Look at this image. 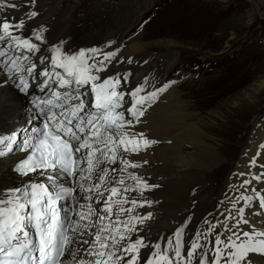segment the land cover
I'll return each instance as SVG.
<instances>
[{
  "label": "snow or ice",
  "instance_id": "snow-or-ice-1",
  "mask_svg": "<svg viewBox=\"0 0 264 264\" xmlns=\"http://www.w3.org/2000/svg\"><path fill=\"white\" fill-rule=\"evenodd\" d=\"M0 7H3V0H0ZM7 7L15 9L18 5L10 3ZM26 15L27 19H33L37 13L31 11ZM25 25L23 18L15 22L7 17L0 18V44L32 54L39 52V45L30 38L14 34L23 31ZM33 36L35 40H43L40 32H34ZM99 54L96 48L64 54L57 47L52 49L51 71L45 68L39 73L36 63L24 66L18 63L20 57H9L8 71L20 74L17 87L21 91L26 92L29 88L28 79L23 75L25 72L28 77L46 78L40 84L42 91L53 84L65 91L53 90L51 98L33 102L43 117L42 126L33 127L32 134L18 146L17 150L27 155L16 171L22 176L48 173L51 190L44 183L29 182L6 193L0 191V264H141V261L143 264H241L249 252L264 253V231L216 233L214 241H208L212 248H206L200 242L201 238L207 241L217 227L215 224L210 225L207 232H198L187 248L184 228L175 232L174 239L166 241V248L159 243L146 244L139 235L133 239V234L138 232L133 222L142 224L150 214L148 217L129 215L122 219L138 204L126 194L136 191L140 185L147 189L148 185L133 173H128V178L136 187L127 185L123 175L113 177L109 168L102 165H122L111 169V172L119 173L126 172L129 167H139L123 158V154H138L157 141L148 139L142 132L131 131L133 120L126 119V113L139 122L142 106L154 101L157 93L141 96L142 86L130 93L121 90L122 80L127 82L130 73L123 77L115 74L102 78L101 73L108 70L105 62L110 63L117 53L109 52L103 59L95 60ZM6 55L7 49L0 48V57ZM23 59L30 61L31 57L23 55ZM40 62L44 63V59ZM56 69H62L64 74ZM167 87L159 91H165ZM126 95L131 97L127 108L124 107L128 103ZM16 143L15 134L0 136V145L7 149V152L0 150V157L12 152ZM251 163L255 166L256 160ZM57 174L73 178L88 201L93 197L87 193L94 190L99 198L97 203L103 201L102 210H97L91 203H80L75 195L76 188L58 183ZM94 175L98 182L86 186L85 182L92 181ZM262 176L264 174L254 176V179L261 180ZM250 183V180H244L241 187ZM104 193L108 194L106 198ZM238 199L248 203L252 197L241 195ZM129 203L133 207L126 209L124 205ZM259 206L264 208V197L259 198ZM237 212L240 219L235 227L247 225L249 221L245 218L244 208ZM230 218L235 219L234 216ZM221 226L227 228L226 223ZM222 235L226 238L222 239ZM85 236L90 239H84ZM142 249H148V252L142 254Z\"/></svg>",
  "mask_w": 264,
  "mask_h": 264
},
{
  "label": "bare ground",
  "instance_id": "bare-ground-1",
  "mask_svg": "<svg viewBox=\"0 0 264 264\" xmlns=\"http://www.w3.org/2000/svg\"><path fill=\"white\" fill-rule=\"evenodd\" d=\"M67 1L80 3L81 5L78 8L84 6L82 0H34V3L32 0H3V7H0V18L7 17L13 22L21 18L25 19L26 25L23 31H15L14 34L30 38L33 43L38 44L40 47V51L35 53L28 63L24 62V66H29L30 63L35 62L41 63V58L51 59L52 49L57 47L64 54H76L80 50L92 48L98 49L103 54L116 52L117 55L112 60V65L107 72L101 75L102 78L115 74H120L123 77L124 74L131 73L133 70L134 75L132 78H129V75L127 82L122 80L121 90L130 93L136 87L142 86L144 88L142 96L152 93L149 85H153L152 81L156 78L155 75L168 70L174 60V54L168 53V61H165L163 56L160 55L159 62L156 59L150 62L148 60L143 62L144 59L149 57L148 54L144 55L145 53L141 52L143 48L145 49L144 45L132 43L126 47L124 52L127 53L130 59L128 60L127 58L123 63H119V52L111 48L112 46L109 47L107 44L108 40L106 41L109 38L106 36V31H111V29L114 31L118 30L121 24L115 21L114 18H111L112 11L100 9L95 12H86L87 15L85 14V17L81 19L77 18V16L75 17L72 11L65 10ZM144 2L145 5H143L146 9L147 0H144ZM10 3H15L18 7L15 9L7 7ZM139 7H141V3L135 8H131V4L127 2L126 12L128 15L133 13L134 16L137 14L140 17L141 12L145 9L139 10ZM31 11H35L37 15L33 19H27L26 14ZM90 21H92L91 24ZM121 25V29H124L123 21ZM34 32H40L43 40H35L33 36ZM112 37L114 39L117 38L116 35H112ZM120 41L121 37L117 39L118 43ZM125 41L127 42V40ZM129 61L131 62L129 63ZM42 64H46L45 59ZM4 68L5 66L0 57V136L15 134L17 143L22 144L32 134L31 127L38 123L37 118L40 113L33 103V90L27 89L26 92L21 91L17 87L19 84L18 77H13L10 73L5 72ZM13 74L16 75V73ZM25 74L27 79H34V77H28L26 72ZM169 84L173 83H165V86H168L166 89L169 88ZM258 84L263 87L264 80L259 81ZM170 89L166 90V93H163L161 96H159V93L155 101L150 102V105L142 108L143 115L140 116L139 122H136L130 114L126 113V119L133 120L134 127H132L131 131L142 132L148 139L157 141V143L146 150L140 151L138 154H123V158L139 165V167H129L126 172L119 173L111 172V169L122 167V165H102V167L109 168L110 175L113 177L123 175L127 185L136 187L135 182L128 178V173L135 174L148 185L147 189L141 188L143 185H140L136 191L126 194L130 200L135 199L138 204L131 213L122 216V219H127L129 215L148 217L150 214V218L144 219L142 224L133 222L138 229V232L133 234V239L139 235L144 238L146 244L159 243L162 248H166V241L174 239L175 232L180 228H184L185 247L187 248L188 242L191 239H195L198 232L203 233L205 231V220H203V217L207 212L216 217L215 219L221 225L227 224V230L220 231V233H226L227 235H231L232 232L254 231V226L257 222L264 225V215H261V213H264V208L259 206V198L264 197V176H262L261 180L254 179V176L264 174V147H261L260 152L257 153L258 144L264 145V120L260 118L256 120L253 126L254 130L250 132V135L252 133L251 139L248 145L243 148L242 155L240 159L238 158V165L234 168L236 173L232 172L231 180L229 179L226 183L235 189V197L232 201L223 202L220 200L219 195H215L212 192L211 185L207 184L209 176L206 175L214 165L221 162L222 158L219 156L220 148L213 143L212 140L214 139L207 138V133L200 132V129L204 128L200 120L199 122L189 120L190 115L188 112L182 110L183 105L180 100L177 99L174 102V99H171V103H159ZM60 92L63 93L64 91L60 90ZM125 99L130 104L131 97L126 95ZM24 121H27V124L29 123L28 127L22 126L21 123ZM195 135H198L200 139H193ZM0 148L7 152L5 145H0ZM17 148L0 157V191L6 193L7 190L20 188L29 182L37 180L50 183L47 179L48 173L42 175L38 172L32 176L23 177L14 172L13 168L17 161L26 155L25 152L18 151ZM185 149H190V151L187 152L188 150L186 151ZM256 155L259 156L255 158L254 156ZM144 159L148 160V162L144 163ZM253 159L256 160L255 166L251 163ZM240 173H244V175H240ZM71 180L74 181V179ZM244 180H250L251 183L241 187ZM97 182L94 175L93 180L88 181V185ZM106 186L110 187V185ZM101 191L103 192L104 189L101 188ZM254 192H256L257 198L255 201L251 200L246 203L244 200L238 199L241 195L251 197V194ZM257 193H259V196H257ZM88 194L94 198H98L94 190ZM107 195V193H104L105 198ZM193 200L196 202L194 203ZM222 200L225 199L222 198ZM234 203L236 205L235 208H233ZM140 204L143 206H139ZM212 204L217 207L215 211H198L199 208L202 210V207H205L206 209L212 206ZM99 206V210H102L103 201H100ZM124 207L127 209L133 206L129 203L125 204ZM239 208H244L245 218L249 223L247 225L241 224L237 228L235 227V222L231 227V218L230 216H226L225 213L233 212L235 217H237L236 219L239 220L240 216L237 212ZM101 214H103L102 211ZM188 214L193 216L190 219L196 224L199 225L200 223L198 229L192 227L195 225L193 222L185 220ZM260 231H264V228ZM83 238L90 239L88 236ZM225 238L222 235V239ZM200 242L205 244L206 248H209L210 243H208V239L207 241L201 240ZM141 251L142 254H145L148 252V249H142ZM254 254H256V256L254 255V262L251 263L244 259L241 261V264H264V253L254 252ZM141 264H143V261H141Z\"/></svg>",
  "mask_w": 264,
  "mask_h": 264
},
{
  "label": "rangeland",
  "instance_id": "rangeland-1",
  "mask_svg": "<svg viewBox=\"0 0 264 264\" xmlns=\"http://www.w3.org/2000/svg\"><path fill=\"white\" fill-rule=\"evenodd\" d=\"M82 1L84 6L80 8V3L67 1L65 10L72 11L75 17L82 19L86 12L107 9L112 11L111 18L121 24L123 21L124 29L120 24L118 30L106 31L108 46L119 52V63L128 58L124 52L132 43L144 45L145 49L141 52L149 57L143 62L155 59L159 62L160 55L168 61V53L174 54V60L170 62L172 65L155 75L151 88L158 92L165 87V83L172 82L173 85L168 88L171 89L159 103L180 100L182 110L190 115L189 120H200L204 126L200 132L207 133L208 139H214L212 141L219 146L222 159L206 173L209 176L207 184L211 185L212 192L219 195L221 201H232L236 192L233 186L226 183L231 174L236 173L234 168L251 139L250 132L254 130L256 120H264V86L258 84L264 80V0H147L146 9L144 0ZM127 2L131 8L141 3L138 9L145 10L140 17L133 13L128 15ZM112 35L117 38L114 39ZM120 37V42L123 41L121 44L117 42ZM133 75L132 70L129 78ZM166 90L162 92L165 94ZM21 124L28 127L29 123L24 121ZM193 139L200 137L195 135ZM19 145V142L14 144L13 150ZM145 162L148 160L144 159ZM141 188L144 189L143 186ZM251 197L255 201L256 192ZM213 205L206 209L202 207V210L199 208L198 211H215L217 207ZM225 214L235 217L233 212ZM190 218L193 216L188 214L185 220L193 222L195 225L192 227L198 229L200 223L198 225ZM215 218L210 212L203 217L208 222L204 223L203 233L208 231L210 225H217L213 234L208 236V241H214L216 233L227 230ZM236 218L230 219L231 227ZM257 223L254 231L264 228V225ZM212 246L210 243L209 248ZM254 255V252L248 253L245 260L254 262Z\"/></svg>",
  "mask_w": 264,
  "mask_h": 264
}]
</instances>
